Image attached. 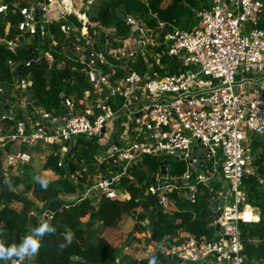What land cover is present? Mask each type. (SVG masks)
I'll use <instances>...</instances> for the list:
<instances>
[{
	"label": "built area",
	"instance_id": "2783aa9c",
	"mask_svg": "<svg viewBox=\"0 0 264 264\" xmlns=\"http://www.w3.org/2000/svg\"><path fill=\"white\" fill-rule=\"evenodd\" d=\"M197 1L196 24L190 30H167L162 42L155 43L156 47L163 46L161 52L153 54L154 61L147 64L142 75L126 71L116 77L118 67L104 70L96 57L127 65L146 51L148 28L124 10L121 14L129 34L114 38L118 45L112 44V37H105L104 52L94 53L70 43L74 55L80 60L84 55L88 87L77 103L61 96L59 115L45 113L40 107L27 120L21 111L0 108V175L6 180L21 175L23 167L32 165L36 149L55 147L52 152L59 155L58 166L65 169L72 160L79 163L73 174L68 173L78 185L77 198L89 199L98 207L102 198L121 195L117 190L119 180L129 177V168L155 158V183L146 189L155 204L149 218L156 211H168V194L172 191L191 202L200 185L212 193V238L197 240L183 232L171 246L152 242L151 254L158 253L164 259L159 264H264V255L252 258L245 251V242L255 247L264 243L248 228L260 222L261 208L252 203V191L246 182L253 178L255 189L264 199L263 3ZM32 4L31 10L27 5L20 8L23 19L18 28L37 34L42 41V8L38 5L44 3L32 0ZM63 16L61 12L58 18ZM8 21V7L0 3V23L9 27ZM157 24V28L163 27L162 22ZM4 46L15 54L16 42L6 41ZM161 55L176 60V72L162 75L156 70L162 69ZM36 57L33 54L22 62L8 61L16 81L24 80L18 79L22 67L34 63ZM26 81L24 93L22 88L18 93L30 98L23 102L29 110L35 105L31 82ZM9 87L0 85L1 102L13 93ZM5 120L13 125H5ZM80 138L95 146L91 163L75 159L71 151ZM171 162L184 167L180 175L170 174ZM33 212L32 221L51 224L52 213L36 216ZM32 261L30 257L12 260L11 264ZM111 264H119V260Z\"/></svg>",
	"mask_w": 264,
	"mask_h": 264
},
{
	"label": "trees",
	"instance_id": "16d2710c",
	"mask_svg": "<svg viewBox=\"0 0 264 264\" xmlns=\"http://www.w3.org/2000/svg\"><path fill=\"white\" fill-rule=\"evenodd\" d=\"M26 0H3L10 9L11 5L18 2L13 8V15L9 11V29L5 35L4 26H0V37L3 41L16 42L15 54L0 42V85H12L16 76L10 70L8 60L22 62L30 55L36 54L34 63L24 65L18 79H27L31 82L33 105L42 107L52 115H59L61 96L70 97L77 100L82 91L88 87L87 66L82 60L74 55L69 44H82L79 30L81 21L74 14L60 17L56 21L41 22L43 36L42 41L37 34L23 33L19 30L18 24L23 19L20 8L26 6ZM47 2V0H37ZM263 12L260 25L264 27V0ZM200 7L197 0H172L168 5L163 6L162 0H100L93 13L88 15L90 25L87 26L88 37L94 39L99 44L108 37L100 28H112L113 45H118L114 38H125L129 34V28L122 17V10L128 15L137 14L139 17L153 15L150 25L158 26V21L166 28L168 23L183 30H190L194 25L192 16ZM4 24V23H3ZM161 29V28H160ZM74 30L76 33H74ZM69 31V35H67ZM21 35V38L15 39ZM31 37L30 43H25L22 37ZM164 30L158 37L162 42ZM111 38V37H110ZM1 41V40H0ZM101 46H99L100 48ZM163 46L151 47L154 53L161 52ZM38 51L41 53L38 54ZM111 61V60H110ZM154 59L147 52L138 53L133 62L127 63L125 70L116 68L115 76L121 77L126 71H135L142 75L147 68V64ZM162 69L156 70L163 74L167 70L168 74L176 72V60L164 55L160 57ZM106 70L104 65H100ZM7 126H12L13 122L5 120ZM75 159L84 160L91 163L96 153L93 142L78 139L72 147ZM59 155L49 153L46 159L40 164V170H34L31 166H25L21 175L14 178V189L7 195H3L4 204L0 207V242L6 246L18 244L25 236L32 234V230L38 227V223L32 221L30 213L40 210L37 202L45 207L49 204L45 212L52 213L51 226L54 232L46 234L42 240L38 255L33 257L34 264H111L114 261V252L118 245L126 241L129 233H119L117 231L118 221L123 215H128L136 222L147 221L150 235L146 239V244L163 243L171 246L179 233H188L200 240L212 238L213 229L209 226L211 222V210L209 209L212 193L204 186H198L194 201L185 199L179 192L172 191L168 194L171 204L168 211H156L149 218L154 208V200L146 189L155 183V175L158 172V160L146 158L140 166L129 168V177H122L118 187H121L126 194L124 199L102 198L98 207H95L89 199H74L64 201L59 195L63 190L73 191L75 185L66 183L62 175L75 172L76 164L70 162L64 169L58 166ZM144 166V167H143ZM184 170L181 163L171 162L169 172L172 176L180 175ZM42 172H49L42 175ZM50 174V175H49ZM40 176L48 179L49 184L46 190L41 189L35 182V177ZM84 180V179H83ZM250 186L254 201L253 204L261 208L260 222L248 227L251 234L264 240V199L259 196L253 184V178L246 180ZM78 186V185H76ZM16 201V206L11 208L7 203ZM102 227L100 235L92 242H86V230H92L98 225ZM71 231L73 237L71 244L64 248L60 245L65 243V237ZM245 251L249 257L259 258L264 255V243L255 247L250 242H245ZM155 256L157 264L164 259L158 253H153L147 258L137 260L128 255H124L120 262L122 264H148L149 259ZM80 258L81 261H72L71 258ZM12 258L5 264H11Z\"/></svg>",
	"mask_w": 264,
	"mask_h": 264
},
{
	"label": "rangeland",
	"instance_id": "374dc122",
	"mask_svg": "<svg viewBox=\"0 0 264 264\" xmlns=\"http://www.w3.org/2000/svg\"><path fill=\"white\" fill-rule=\"evenodd\" d=\"M100 0H47V2H45L43 5H38L39 8H42V14H40L39 16V21L43 22H50V21H56L58 19V16L61 15V12L64 13V17L66 15L69 14H74L77 16V18L81 21V28L79 30V34H80V39L82 41L85 42V45L82 44H73L75 45V47L81 51H92V52H104V48L105 45L99 44L97 43L94 39H91L90 37H88L87 34V26L90 25V21L88 20V15L93 13L96 9V6L98 5V2ZM172 0H162V5L166 6L168 5ZM3 0H0V3H2ZM26 5L28 7V10H31V8L33 7L34 4H32V0H26ZM6 5V4H4ZM18 5V2H15L11 5L10 9L8 6V11H10V13L13 15L14 10L13 8L16 7ZM54 7V8H53ZM133 16L136 17V20L140 21L141 23H143L147 28H148V33L150 35V41L149 43H146V49L147 52L153 56L154 51L153 50H149V48L154 47L153 45H155V43H158V37L161 33V29L164 30V33L169 30L172 27H176L174 25H171V23H168L166 25V28H156L151 26L149 23L151 21V19L154 17L153 15L150 16H145V17H139V15L134 14ZM192 20L195 22L194 25L196 24V20L197 17L195 15V12L192 16ZM3 25L4 26V33L5 35L8 33V29L9 27H7L5 24L0 23V26ZM193 25V26H194ZM192 26V27H193ZM191 27V28H192ZM177 29H180L178 27H176ZM100 30H103L104 33H106L109 37H112L114 34V30L112 28H100ZM183 30V29H180ZM26 33V32H23ZM67 35H69V31L66 32ZM74 33L75 30H74ZM21 35L17 36L15 39L21 38ZM24 37V36H22ZM31 37L29 38H23V41L25 43H30L31 41ZM0 42H4L3 37H0ZM99 46H101L99 48ZM156 47V45H155ZM41 52L38 51V54H40ZM95 56V54H94ZM99 60L100 63H103V65L105 67H110L113 66V68L115 69V67H118V69L124 70L126 69V64L125 63H121V62H117V61H113V63H109L107 59L105 58H99L98 55L96 56ZM81 59H84V55H82ZM9 61V60H8ZM6 62L7 64L10 62ZM107 62V64H106ZM115 65V66H114ZM162 66V65H161ZM163 68V66H162ZM167 70H165L163 72L162 75L167 74ZM28 81H26V79L19 81V80H15V82L10 85V89L13 92L7 99H4L2 102L0 100V108L1 109H8L9 107H11L13 110L17 111H21L23 114V117L27 120H30L31 116L34 115L37 111L38 108H40V106H34V108H30L29 110L27 109V107L23 104L25 99H30V98H26L24 96V94H19L18 90L23 87V84L26 83ZM23 88H22V92H23ZM24 93V92H23ZM102 99V97H101ZM29 101V100H28ZM77 103V100L75 101ZM30 103V101H29ZM42 108V107H41ZM6 109V110H7ZM45 113H49L48 111H44ZM10 130H7V132ZM55 147L53 148H47V149H36V157L31 165V167L34 170L39 171L40 170V164L46 159H44V157L51 153L52 151H54ZM30 152H33V150H30ZM47 157V156H46ZM72 160V158H71ZM71 162L76 164V170L79 168V163L76 160H72ZM91 171H93V168L91 169ZM49 172H42V175L48 174ZM72 174L74 172H71ZM50 175V174H49ZM69 174L66 173L65 175H62V178H65L66 183L68 184L69 182L73 183L75 185V188L73 191H66L63 190L59 197L64 200V201H72L74 199H76L79 196V190H78V186H76L77 184L73 181V179H71L69 176ZM16 176L12 175L9 180H6L5 178H3L2 175H0V195H7L10 192L9 191H13L16 190L14 189V178ZM118 193L121 194L118 196V198L120 199H124L126 197V194L124 193L123 189L121 187H118ZM37 207L43 209L42 203H38L37 202ZM32 213V212H31ZM30 213V214H31ZM36 216H40L38 215L36 212H33ZM48 214V213H46ZM43 215V214H42ZM36 222V221H35ZM38 223V222H37ZM39 226V224H38ZM102 231V227L100 226V224H98L93 231L92 230H86V234H85V241L89 242V241H94L101 233ZM117 231L120 233H129L130 237L120 243L118 245V247L116 248L115 252H114V261L112 263L116 262V259L119 260V264H122L120 262V259L124 256V255H128L130 257H133L135 259L142 260L144 258H147L148 256H150V254L152 253V247H151V243L150 244H146V239H148L149 235H150V230H149V226L147 225V221L144 220L142 222H136L134 219H132L130 216L128 215H123L121 217V219L118 221L117 224ZM68 234H71V231H67ZM72 261H81L80 258H76V257H72L71 258Z\"/></svg>",
	"mask_w": 264,
	"mask_h": 264
},
{
	"label": "clouds",
	"instance_id": "9594fccd",
	"mask_svg": "<svg viewBox=\"0 0 264 264\" xmlns=\"http://www.w3.org/2000/svg\"><path fill=\"white\" fill-rule=\"evenodd\" d=\"M35 182L39 184L41 189L46 190L48 188L49 181L46 178L37 176L34 178ZM55 229L47 222L41 221L40 225L32 230V234L25 236L21 239L18 244L5 245L0 242V264H5L6 261L12 258H17L20 261L25 258L35 257L38 255L41 248V243L46 234L54 232ZM72 235L69 234L65 237V243L61 244L60 247L64 248L72 242ZM148 264H157V259L152 256Z\"/></svg>",
	"mask_w": 264,
	"mask_h": 264
},
{
	"label": "crops",
	"instance_id": "0c3cea01",
	"mask_svg": "<svg viewBox=\"0 0 264 264\" xmlns=\"http://www.w3.org/2000/svg\"><path fill=\"white\" fill-rule=\"evenodd\" d=\"M4 196L3 195H0V207L4 204ZM7 205L11 208H14L16 206V201H11L9 203H7ZM0 226H1V223H0ZM31 264H34V261L31 262Z\"/></svg>",
	"mask_w": 264,
	"mask_h": 264
},
{
	"label": "water",
	"instance_id": "95a60500",
	"mask_svg": "<svg viewBox=\"0 0 264 264\" xmlns=\"http://www.w3.org/2000/svg\"><path fill=\"white\" fill-rule=\"evenodd\" d=\"M48 206H49V204H47L45 207H43V209L35 210V212H36L38 215H42V214L48 209Z\"/></svg>",
	"mask_w": 264,
	"mask_h": 264
},
{
	"label": "bare ground",
	"instance_id": "6f19581e",
	"mask_svg": "<svg viewBox=\"0 0 264 264\" xmlns=\"http://www.w3.org/2000/svg\"><path fill=\"white\" fill-rule=\"evenodd\" d=\"M54 8V7H53Z\"/></svg>",
	"mask_w": 264,
	"mask_h": 264
}]
</instances>
